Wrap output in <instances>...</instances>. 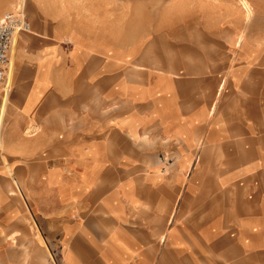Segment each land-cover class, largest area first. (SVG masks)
Segmentation results:
<instances>
[{
	"label": "crops",
	"instance_id": "0c3cea01",
	"mask_svg": "<svg viewBox=\"0 0 264 264\" xmlns=\"http://www.w3.org/2000/svg\"><path fill=\"white\" fill-rule=\"evenodd\" d=\"M38 45L35 38L27 50L26 41L19 39L20 59H14V64L21 68L19 76H31L29 90L40 89L44 105L45 98L55 96L52 84L57 82L59 59L51 55L55 45L29 58ZM9 54L12 71L13 46ZM16 75L17 71L15 79ZM76 82L73 95L79 101V79ZM221 82L216 92L218 107L208 93L200 99L194 97L196 87L193 81H186L168 85L167 99L154 94L144 97L152 98L153 106L112 109L110 113L120 121L115 131L123 129L128 134L101 142L104 152L112 154V169L97 163L102 152L96 148L97 140L82 152L79 124H73L72 136L65 137L69 128L64 115L81 109L48 108L40 125L36 119L44 107L38 109L39 104L34 109L35 124L23 130L24 140L10 144L12 148L28 145L25 138L46 126L43 150L32 155L41 169L27 163L33 168L25 170V177L31 180L25 187L24 204L16 198L9 200L12 194L0 190V264H264V161H260L264 155L247 148L262 143L264 134L260 136L258 131L264 132V93L250 91L249 101L242 99V105L238 101L230 106L236 101V79ZM124 91L121 86L118 97L123 100L127 97ZM162 100H167L165 109L159 106ZM11 127L10 136L13 131L19 133L18 126ZM155 127L163 128L169 138L183 145L174 148L173 154L183 161L180 170L171 172L167 184L161 183L159 173L144 161L143 169H134L139 162L129 151L135 143H148V138H141V130L145 135V130ZM134 132L137 137L131 136ZM202 143L220 145L223 154L217 155V160L230 169L212 175L202 170L195 186V177L187 179L186 162L191 161V148ZM71 161L73 168H65ZM201 161H206L205 157ZM50 162L55 164L50 167ZM1 163L11 176L8 161ZM94 166L99 168L93 170ZM196 210L200 212L194 214Z\"/></svg>",
	"mask_w": 264,
	"mask_h": 264
},
{
	"label": "rangeland",
	"instance_id": "374dc122",
	"mask_svg": "<svg viewBox=\"0 0 264 264\" xmlns=\"http://www.w3.org/2000/svg\"><path fill=\"white\" fill-rule=\"evenodd\" d=\"M6 13L22 15L30 27L28 32L16 33L17 39L12 45L14 68L10 71L8 65V86L0 92V160L8 161L12 169L10 176L0 161V190L12 194L9 200L13 202L14 198L21 204L25 202V187L31 180L25 177V170L33 168L28 164L36 170L41 169L40 162L32 155L36 150H43L41 138L46 137V126L25 138L28 145L17 148L10 145L24 140L23 130L35 122L34 109L39 104L38 109L44 107V113L40 111L36 119L40 125L48 108L81 109L80 113L64 115L69 128L65 130V137H71L73 124H79L82 152L97 140L96 148L102 150L97 163H105L106 168L112 169V154L104 152L101 142L105 143V138L128 135L123 129L115 131L120 121L115 119L117 115L110 113L112 109L153 106L152 98H145L154 94L167 99L168 85L174 82L184 85L186 81H193L196 87L193 96L200 99L208 93V98H214L213 105L217 107L216 92L221 81L223 85L236 79L238 92L235 93L236 101L230 106L242 105V99L249 101L250 91L264 93V0H0V19ZM21 38L26 41L27 50L35 38L38 40V49L28 55L32 59L40 55V50L46 51L55 45L51 54L59 59L54 77L57 82L52 84L55 96L45 98L44 105L40 103V89L29 90L31 76H19L18 63L15 68L14 59L15 62L20 59ZM76 79L81 88L79 101L73 95ZM121 86L125 90L123 96L127 95L124 100L119 98ZM229 86L225 85L224 90ZM166 103L167 100H162L159 106L165 109ZM246 106L249 108L250 104ZM10 122L18 126L19 133L13 131L14 134L9 135ZM142 132L141 138L145 141L148 138V143L129 146L130 154L139 162L134 169H143L144 161L146 167L159 173L161 183L167 184L172 180L169 178L171 172L180 170L179 164L183 161L182 157L173 154L174 148L183 145L169 138L163 128L145 130V135ZM258 132L260 136L264 134ZM131 136L137 137V134L134 132ZM213 138L217 140L215 136ZM262 138L260 144L247 145L255 155H264V135ZM72 148L70 146V151ZM222 154L220 145L202 143L192 147L191 161L186 162L187 179L195 177L196 186L202 170L212 175L230 169L217 160V155ZM202 157L206 161L202 162ZM54 164L48 163L50 167ZM73 166V161L65 164V168L72 169ZM98 168L94 166L93 170ZM36 180L40 181L39 178ZM259 198L257 195L258 201ZM192 199L195 203L194 194ZM199 212L196 210L194 214ZM194 220L199 221L196 217Z\"/></svg>",
	"mask_w": 264,
	"mask_h": 264
},
{
	"label": "built area",
	"instance_id": "2783aa9c",
	"mask_svg": "<svg viewBox=\"0 0 264 264\" xmlns=\"http://www.w3.org/2000/svg\"><path fill=\"white\" fill-rule=\"evenodd\" d=\"M29 29L22 15L6 13L0 19V92L6 86L8 57L14 37L17 32Z\"/></svg>",
	"mask_w": 264,
	"mask_h": 264
},
{
	"label": "bare ground",
	"instance_id": "6f19581e",
	"mask_svg": "<svg viewBox=\"0 0 264 264\" xmlns=\"http://www.w3.org/2000/svg\"><path fill=\"white\" fill-rule=\"evenodd\" d=\"M28 31H29V30H27V31H24V32H28ZM14 38H15V37H14ZM11 50H12V47H11ZM11 50H10V51H11Z\"/></svg>",
	"mask_w": 264,
	"mask_h": 264
}]
</instances>
